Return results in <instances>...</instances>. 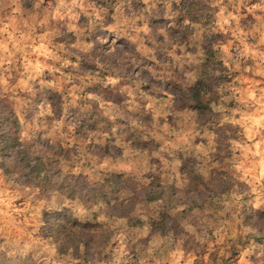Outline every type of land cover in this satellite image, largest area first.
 Here are the masks:
<instances>
[{"label":"rangeland","instance_id":"374dc122","mask_svg":"<svg viewBox=\"0 0 264 264\" xmlns=\"http://www.w3.org/2000/svg\"><path fill=\"white\" fill-rule=\"evenodd\" d=\"M0 264H264V0H0Z\"/></svg>","mask_w":264,"mask_h":264},{"label":"trees","instance_id":"16d2710c","mask_svg":"<svg viewBox=\"0 0 264 264\" xmlns=\"http://www.w3.org/2000/svg\"><path fill=\"white\" fill-rule=\"evenodd\" d=\"M20 157L22 158V160L28 161V167H31V169H32V176L41 178L43 180L47 179L48 174L47 173H41L43 165H42V160L40 158H38L37 156H31L28 153V151H26V150L20 151ZM159 192H162V190L156 189L153 191V193H155V194L159 193ZM168 193H171V191H169ZM149 194L151 195L152 191H150Z\"/></svg>","mask_w":264,"mask_h":264}]
</instances>
